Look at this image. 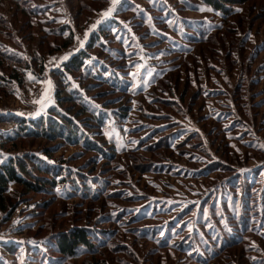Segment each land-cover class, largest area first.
<instances>
[{"label":"trees","instance_id":"obj_1","mask_svg":"<svg viewBox=\"0 0 264 264\" xmlns=\"http://www.w3.org/2000/svg\"><path fill=\"white\" fill-rule=\"evenodd\" d=\"M4 1L13 4L14 18L19 15L23 17L18 19L23 21L20 27L27 29L25 35H19L21 30L17 32L15 22L1 9ZM70 1L59 0L54 6L39 7L33 3L34 0H0V100L2 93L11 95L16 86L25 87L37 76L41 77L49 68L50 56L69 50L75 43L77 35L74 27L87 28L93 17L110 4V0H75L80 1L81 5L73 26L62 20L65 4ZM249 1L193 0L191 4L200 2L222 13L220 28L228 29L234 35L235 31L243 34L241 29L246 28H243L245 21L247 24L251 22L249 13H253L255 6H247ZM260 2L264 3V0ZM126 3L134 4L131 0ZM240 5L242 9L238 8ZM157 9L165 11L166 7L159 6ZM84 10L85 24H80L78 15ZM174 16L171 9L166 12V17ZM257 16L264 19V7ZM138 24L142 26L141 22ZM237 26L239 28L235 29ZM111 27L112 24H106L99 30L109 31ZM198 30L203 34L202 27ZM225 35L221 39L213 35L200 37L204 40L202 44L215 42L223 47L232 77H223L230 88L223 93L231 103L227 105L222 102V116L210 131L217 132L221 141L217 144L216 152L212 149L215 140H212L213 146L208 148L199 132L192 133L177 144H172L170 134L161 136L154 143L152 156L148 158L138 154L134 148L122 151L131 158L133 168L140 174L157 170L179 171L182 168L178 166L179 163L186 164L188 171L194 174L220 171L222 183L213 193L187 204L174 219L162 226L150 224L148 217L136 212V201L145 195L128 193L130 185L125 179L127 170H118L114 165L119 156V142L113 134L109 136L105 129L112 131V128H116L124 132L123 124L132 109L133 90L131 82L118 74L115 77L106 75L108 66L93 57L96 47L106 46L100 33L94 34L85 48L51 70L56 85L55 104L46 112L32 118L0 116V125L12 126L0 136V149L4 152H14L11 149L30 143L20 144L19 139L52 142L40 149L47 158L28 152L9 156L0 162V217H4L3 222H9L14 211L23 203L35 205L33 216L36 218L43 215L46 204L51 200L67 202L69 198H77L83 202L97 203L77 211L73 208V213L70 209L58 211L56 215L64 214L69 222H73L81 212L85 216L79 223H71V227L63 228L64 225L60 231H50L45 235L48 236L47 245L53 255L40 256V264H48L47 261H51V264H75L85 256L86 264H242V259L247 264H257L255 255L260 257L258 264H264V165L249 167L247 159L257 158L246 154L247 150H253L264 158V150L254 143L246 144L244 150L232 144L236 142L235 138L255 136L260 130L257 128L258 114H255L251 102L256 94L254 87L259 82L254 78L249 62L254 54L245 55L243 59L232 58L230 50L236 47L240 37L231 36L228 39ZM188 40L194 41L189 36ZM10 42L13 48L7 45ZM122 46L120 43L113 48L117 59L129 56ZM211 50L217 54L223 53L216 48ZM258 51L264 52V42ZM112 62L116 64L114 60ZM178 70H170L166 75L156 77L155 85L149 92V104L156 107L163 105L178 115H185L188 111H195L194 100L197 97L201 99L206 91V82H213L216 74L222 70L208 65L206 70H199L193 75L196 78L191 85L197 91L194 100H190L189 110L184 109L182 99L174 91L181 75L172 74ZM235 72L238 73L236 79ZM29 73L34 79L29 77ZM94 87H104L105 90L95 93L92 92ZM90 98L100 104L96 106ZM228 117L233 121L224 125L222 120ZM240 129H244V132L242 136H237L236 132H240ZM227 137L233 140L230 142ZM243 142L242 145L246 141ZM65 146L78 150L68 158H55V153ZM51 160L55 163L51 164ZM119 179L121 184L117 183ZM120 185L123 186L120 188ZM30 194L46 197L32 201ZM43 202L47 203L44 205ZM52 220L55 218H47L39 228L28 225V231L42 237V231L52 225ZM125 226L133 233L132 243L123 241L121 233L123 227L127 230ZM255 233L258 241L253 240ZM141 243L151 245L145 249ZM237 247L241 248L233 251ZM6 249L10 253L16 251L14 245H7ZM153 255H157V258Z\"/></svg>","mask_w":264,"mask_h":264},{"label":"rangeland","instance_id":"obj_2","mask_svg":"<svg viewBox=\"0 0 264 264\" xmlns=\"http://www.w3.org/2000/svg\"><path fill=\"white\" fill-rule=\"evenodd\" d=\"M58 1L34 0L33 3L39 7H46L54 6ZM127 1L121 0L116 5L112 14L105 17L103 14L113 7L110 2L106 8L93 17L87 28L74 27L79 40L76 38L75 43L64 54L58 53L50 56L48 62L51 65L55 63L60 65L61 63L57 61L59 60V54L62 60L65 56L69 58L82 48H85L94 34L100 33L102 41L106 46L96 47L93 52V57L101 60L108 66L109 69L105 72L106 75L115 77V74H118L121 78L131 82L130 87L133 90L131 93L132 109L123 124L124 132H120L116 128H112V131L110 128L105 129L109 136L113 134V137L119 142V156L115 160L114 165L118 170H127L128 176L125 179L127 184L130 185L127 188L128 193L131 195H145V197H140L136 201V212L148 217L150 224H159L162 226L164 223L174 219V216L179 214L187 204L199 201L209 193H213L215 188L218 187V184L220 182L222 183L220 171L194 174L188 171L186 164H178L176 162L178 166L182 167L179 171L178 169L172 172L157 170L140 174L133 168L131 158L125 156L122 151L127 148H134L138 154L148 158L152 156L151 149L154 143L161 136L170 134L172 136V144H177L181 139L189 137L192 133L199 132L203 136L208 148L213 146L212 140H215L216 146L214 145L212 149L216 152L217 144L221 141L219 136H217V132L210 131L217 124L216 121L219 116H222V111L224 110L222 102H225L227 105L231 103L227 95L223 93L225 90L230 89L229 84L227 85L225 83L223 77L225 78L227 76L230 79L232 77L230 76L231 72L228 70L225 59L226 51H224L223 47L215 42L202 44L204 40L200 37L213 35L221 39L225 34H227L225 37L228 39L231 36L239 35L240 37L239 43L235 45L236 47L230 50L232 58L240 57L243 59L245 55L254 54L252 56L254 58H251L249 62L253 69L254 78L259 82L254 87L256 94L251 98V102H253V107H255V114H258L257 128L260 130L255 136L244 135L242 138H239L241 140L235 138L234 140L236 142L232 144L244 150L246 144L254 143L262 151L264 150V52L259 53L258 51V48L264 42V19L257 16V14L263 11L264 3L260 2V0H251L248 2L247 6H255L253 10L255 14L250 11L249 16L251 17V22L247 24L245 21L246 26L243 28H246L244 30L241 29L244 32L243 34H241V31H235L236 33L233 35L230 30L220 28L223 14L200 2L191 4L193 0H131L134 4H127ZM254 3L258 4L256 5ZM3 4L4 6L1 7L3 12L15 22L17 32L21 30L19 35H25L27 29L20 27L19 24L23 23V21L18 19L19 17L20 19L23 17L19 15L18 18H14L12 14L13 4L11 2L4 1ZM65 5L66 8L63 10L64 18L62 20L64 22H70L75 26L74 19L81 2L71 0L69 4ZM129 5H132V7ZM159 6L166 7V10L161 11L157 9ZM238 8L242 9L243 6L240 5ZM169 9L174 12V17H166V12ZM85 13L86 11L84 10L83 13L78 15L80 17V24H83L84 20H86ZM49 16L51 15L49 14ZM237 21L235 20L234 22ZM140 22L142 26L138 24ZM190 23L194 26L189 25ZM106 24H112L110 30L100 31L99 28ZM93 25H95V28H93ZM201 27L204 30L203 34L198 30ZM237 28L239 27L237 26L235 29ZM188 36L193 38L194 41H189ZM81 41H83V47H80ZM117 43H122L124 52L129 54L126 59H117L118 55L113 49L116 45H119ZM7 45L10 48L14 47L12 42ZM212 48H216V50L218 49V51H222L223 53L217 54L214 52V49V51L211 50ZM113 60L116 64H113ZM223 60H225L224 64L222 63ZM137 65H140V67L137 68ZM208 65L225 72L216 74L213 82H206L205 93L201 99L197 97L194 100L193 96L196 94L197 88L191 85V81L196 78L193 75L197 74L199 70H206ZM175 69L179 70L172 75L174 76L177 73L181 75L180 83L174 90L176 96L182 99L184 109L186 110L190 107V100L193 99L195 102V111H188L185 115H178L172 109L166 108L163 105L156 107L155 105L152 106V104H149V92L155 85L156 77L166 75L168 71ZM132 73H137V76L134 78ZM207 73L211 74L210 72ZM225 73L226 75H224ZM237 76L238 73L235 72L234 79ZM37 77L35 81L25 87L16 86L15 91L11 95L2 93L0 116L22 117L23 115H28L35 117L42 114L40 111L43 108L42 105L51 106L55 104L56 85L54 83L55 81H53L52 73L49 71L46 76L41 75V77ZM38 82H40V86L37 85ZM94 88L92 92L95 93L105 90L104 87ZM167 88L169 89V87ZM90 100L96 103V106L100 104L91 98ZM254 101L257 102L255 106ZM222 121L224 125L230 124L233 118L228 117ZM11 128L12 126L10 124L0 125V136L4 135ZM243 132L244 129H240V132H236L237 136L240 134L242 136ZM227 139L230 142L233 140L230 137H227ZM18 141L21 142L20 144H24L23 142L30 143L26 146L18 145V148L11 149V151H14L11 153L4 152L0 149V154L8 158L9 156L34 152L43 158H47L40 149L45 147L46 144L52 143L40 139L27 141L19 139ZM243 141L246 142L242 145L244 143ZM77 150L78 148L73 146H65L57 151L54 157L59 158L60 156H64L68 158ZM218 154L221 156L222 153L219 151ZM246 154H251V157L257 158L254 160L251 157V159H247L249 167L254 168L264 165V158L260 157L261 154L259 152L247 150ZM170 161L172 162V160ZM50 162L51 164L55 163L53 160ZM79 162L77 161V163ZM120 181L119 179L117 183L121 184ZM122 186L120 185V188ZM61 189L63 190L64 188ZM63 193L65 196H68L66 191H63ZM43 196L46 197V195L42 194H30L32 201L39 198L43 199ZM68 200L67 202L59 200H51L48 203L43 202L44 205L47 203L46 209L39 218L33 216L35 205L27 203L21 204L14 211L9 222H3L4 217L1 216L0 263L40 264V256L52 257V249L47 245L48 241L46 238L48 236L46 237L45 235L50 231H60L64 225L63 228L71 227V223H79L85 216L81 212L78 216H74L75 218L73 217V222H69V218L64 214L56 215L58 211L61 209H70L71 213H73V208L77 211L80 208L97 205L95 202H83L77 198H74V200L69 198ZM91 213H93V216L95 215L94 212ZM49 217L52 219L55 218V220H52V225L50 224L49 227L42 231V237H37L32 231H28V225L39 228ZM104 226L108 227V225ZM125 227L127 230L123 227L124 230L122 233L120 232L123 241L132 243L133 233L128 226ZM254 235L253 240L256 239L258 241L259 237L256 233ZM7 245H14L16 251L10 253L6 249ZM141 245L143 247L145 246L144 248L146 249L151 244L141 243ZM240 248H233V251H238ZM138 250L140 251V249ZM157 255H153V257L157 258ZM255 256L259 263L258 259L260 257ZM86 258V256L81 257L75 264H86L84 262ZM47 263L51 264V261H47ZM242 264H247L246 260L242 259Z\"/></svg>","mask_w":264,"mask_h":264},{"label":"snow or ice","instance_id":"obj_3","mask_svg":"<svg viewBox=\"0 0 264 264\" xmlns=\"http://www.w3.org/2000/svg\"><path fill=\"white\" fill-rule=\"evenodd\" d=\"M110 2L113 5V7L110 8L107 12H105L103 14L105 17H107V16H109V15L112 14V12L115 10L116 5L119 4L121 2V0H110ZM93 28H95V25H93ZM86 36H87V34H86ZM77 39L79 40V37H77ZM80 47H83V41L80 42ZM67 58H68L67 56L63 57V59H67ZM136 67L139 68L140 65H137ZM0 75H2V74H0ZM132 75L135 78L137 76V73H132ZM29 77L30 78H33V77H31V74L30 73H29ZM3 159H6V157H4L3 154H0V162H3ZM57 191H59V189H57Z\"/></svg>","mask_w":264,"mask_h":264},{"label":"crops","instance_id":"obj_4","mask_svg":"<svg viewBox=\"0 0 264 264\" xmlns=\"http://www.w3.org/2000/svg\"><path fill=\"white\" fill-rule=\"evenodd\" d=\"M67 51H68V50H67ZM65 52H66V51L61 52V53L64 54ZM70 57H71V56H70ZM70 57H69V58H70ZM58 59H59V60H57V61H58L59 63H61L62 61L66 60V59H63V60H62L61 57H60V54H59V56H58ZM57 64H58V63H55V64H53V65L49 64V65H48L49 68H48V70L43 74V76H46V74H47L49 71L51 72V70H52L53 68H57V67L60 66V65H57ZM37 85L40 86V82H38ZM42 106H43V108L40 110L41 113H44V112L47 110V108L49 109V107H50V106H48V105H47V106L42 105ZM23 117L32 118L31 116H28V115H23ZM35 117H36V116H35Z\"/></svg>","mask_w":264,"mask_h":264}]
</instances>
